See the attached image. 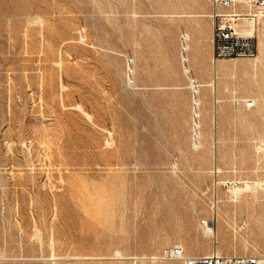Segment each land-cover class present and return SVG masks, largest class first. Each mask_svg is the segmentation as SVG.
I'll return each mask as SVG.
<instances>
[{
	"label": "rangeland",
	"instance_id": "rangeland-1",
	"mask_svg": "<svg viewBox=\"0 0 264 264\" xmlns=\"http://www.w3.org/2000/svg\"><path fill=\"white\" fill-rule=\"evenodd\" d=\"M212 12L0 0V264H184L177 245L264 257V18L255 58L215 61ZM218 62L232 76L214 88Z\"/></svg>",
	"mask_w": 264,
	"mask_h": 264
},
{
	"label": "built area",
	"instance_id": "built-area-1",
	"mask_svg": "<svg viewBox=\"0 0 264 264\" xmlns=\"http://www.w3.org/2000/svg\"><path fill=\"white\" fill-rule=\"evenodd\" d=\"M212 5L214 60L255 58L258 55V47L254 24L264 18V0H212ZM189 41V37L183 34L181 62L192 90L194 138L199 142L197 122L201 115L199 109L201 84L192 73ZM243 102L248 108L256 105L253 99H244ZM167 256L179 259L184 264H264V257L260 255H224L218 251L203 255H189L179 245L169 249Z\"/></svg>",
	"mask_w": 264,
	"mask_h": 264
},
{
	"label": "crops",
	"instance_id": "crops-1",
	"mask_svg": "<svg viewBox=\"0 0 264 264\" xmlns=\"http://www.w3.org/2000/svg\"><path fill=\"white\" fill-rule=\"evenodd\" d=\"M208 48H209V52H208L209 55L208 56L210 57L211 54H212V59H214L213 58V50H214L213 39L210 41ZM213 69H214V73H215L214 74V78H213V80L210 83H208L206 85H212L211 83H215L212 86L214 88H216L217 87V79H219V77L221 79L220 81L228 83V81L226 79L228 77L232 76V74H231L232 71H231V69H230V67L228 65L222 64L220 62L213 63ZM217 73L219 75H217ZM255 100H257V99H255Z\"/></svg>",
	"mask_w": 264,
	"mask_h": 264
},
{
	"label": "bare ground",
	"instance_id": "bare-ground-1",
	"mask_svg": "<svg viewBox=\"0 0 264 264\" xmlns=\"http://www.w3.org/2000/svg\"><path fill=\"white\" fill-rule=\"evenodd\" d=\"M37 19V18H36ZM256 29V27H255V25H254V30ZM184 35H186L187 37H189V39H190V35L188 34V33H185ZM85 36V35H84ZM62 83V82H61ZM212 85H214L215 83H211ZM82 107V106H81ZM80 107V108H81ZM83 108V107H82ZM79 109V108H78ZM84 112V111H83ZM85 114V113H84ZM86 115H89V114H86ZM88 117V116H87ZM90 118V117H89ZM90 121H91V119H90ZM109 131V130H108ZM109 134V133H108ZM109 136V135H108ZM110 136H112V135H110ZM110 138V137H109ZM108 141V140H107ZM110 141V140H109ZM113 141V140H112ZM111 141V142H112ZM199 141V140H198ZM111 144H113V142L111 143ZM107 145H108V143H107ZM111 147V146H110ZM250 188V187H249ZM234 189V188H233ZM235 197V196H234ZM212 224V223H211ZM215 221H214V225L212 226V227H208L210 230H212L213 231V236L214 237H218L219 236V234H220V231H219V227L218 228H216L215 227ZM219 252V251H218ZM119 253H121V252H119ZM118 253V254H119ZM220 253V252H219ZM7 260V259H6ZM28 260V259H27ZM61 260V259H60Z\"/></svg>",
	"mask_w": 264,
	"mask_h": 264
}]
</instances>
